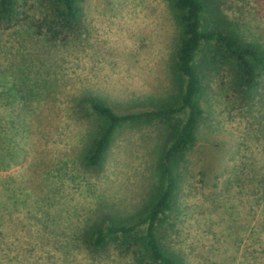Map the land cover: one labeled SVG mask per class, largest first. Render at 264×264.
I'll use <instances>...</instances> for the list:
<instances>
[{
  "label": "rangeland",
  "instance_id": "1",
  "mask_svg": "<svg viewBox=\"0 0 264 264\" xmlns=\"http://www.w3.org/2000/svg\"><path fill=\"white\" fill-rule=\"evenodd\" d=\"M17 1L21 22L0 28V264H135L114 240L91 251L83 235L155 197L160 154L185 113L120 125L89 166L104 125L90 99L118 114L177 102L179 26L166 0H84L78 29L54 38L36 27L49 0ZM206 2L204 26L264 48V0ZM204 83L197 142L159 226L187 264H264V84L243 104L224 70Z\"/></svg>",
  "mask_w": 264,
  "mask_h": 264
},
{
  "label": "trees",
  "instance_id": "2",
  "mask_svg": "<svg viewBox=\"0 0 264 264\" xmlns=\"http://www.w3.org/2000/svg\"><path fill=\"white\" fill-rule=\"evenodd\" d=\"M83 1L49 0V11L42 16L37 29H44L46 35L54 38L73 33L81 22ZM166 1L179 26L175 67L186 78L177 102L118 114L102 101L90 99L91 107L103 117L104 125L85 156L89 166L100 165L112 135L120 125L152 119L168 120L172 115L185 113L183 121L171 124L160 154V183L155 197L133 216L108 225L95 224L83 235V243L91 251L114 240L122 252H133L135 264H187L183 256L166 244L159 224L163 215L172 208L179 188L180 178L176 172L179 163L185 152L197 142L196 132L204 112L200 96L208 75L224 70L230 88L243 104L251 103L264 84V48L242 41L217 23L204 26L203 15L208 9L206 0ZM20 16L17 0H0V28L14 27L21 22ZM16 89L20 99L24 100L23 88L18 86Z\"/></svg>",
  "mask_w": 264,
  "mask_h": 264
}]
</instances>
